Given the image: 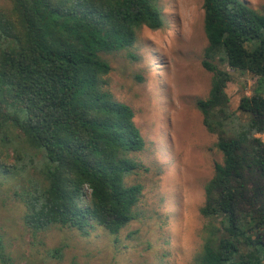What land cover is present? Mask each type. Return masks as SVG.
<instances>
[{"label": "trees", "instance_id": "1", "mask_svg": "<svg viewBox=\"0 0 264 264\" xmlns=\"http://www.w3.org/2000/svg\"><path fill=\"white\" fill-rule=\"evenodd\" d=\"M9 1L0 9V154L13 149L17 160L0 163V174H38L14 194L33 235L52 226L84 230L93 221L117 235L143 191L126 183L138 168L128 154L146 142L132 108L106 89L112 67L103 55L132 48L143 27L162 29L159 0ZM203 10L202 65L213 76L196 106L223 161L205 186L200 212L208 223L195 261L264 264V8L203 0ZM221 65L257 79L235 111L227 92L233 78ZM18 143L42 163H26ZM62 251L48 255L60 259ZM6 253L0 238V264H14Z\"/></svg>", "mask_w": 264, "mask_h": 264}, {"label": "rangeland", "instance_id": "2", "mask_svg": "<svg viewBox=\"0 0 264 264\" xmlns=\"http://www.w3.org/2000/svg\"><path fill=\"white\" fill-rule=\"evenodd\" d=\"M245 1L264 8V0ZM159 5L166 22L162 29L143 27L132 48L103 55L112 67L106 89L132 108L146 142L143 151L128 154L138 168L126 183L143 186L133 220L117 235L94 221L84 230L52 226L33 235L24 223L26 207L14 194L32 187L29 182L38 174L33 169L11 177L0 174V238L14 264H196L208 223L200 212L205 186L215 164L223 161L217 136L206 129L196 106L198 99L208 98L213 76L202 65L208 46L203 0H159ZM10 7L9 0H0V9ZM221 68L233 78L227 92L235 111L257 79ZM258 137L264 141V134ZM19 145L26 163L30 158L42 163L39 153ZM14 153L0 154V163L15 166ZM57 247L63 248L62 257L50 258L48 252Z\"/></svg>", "mask_w": 264, "mask_h": 264}, {"label": "bare ground", "instance_id": "3", "mask_svg": "<svg viewBox=\"0 0 264 264\" xmlns=\"http://www.w3.org/2000/svg\"><path fill=\"white\" fill-rule=\"evenodd\" d=\"M158 66V65H157Z\"/></svg>", "mask_w": 264, "mask_h": 264}]
</instances>
